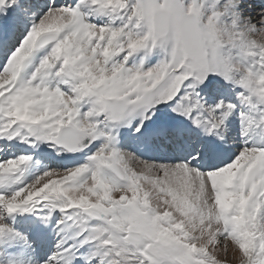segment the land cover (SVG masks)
<instances>
[{
    "label": "snow or ice",
    "instance_id": "1",
    "mask_svg": "<svg viewBox=\"0 0 264 264\" xmlns=\"http://www.w3.org/2000/svg\"><path fill=\"white\" fill-rule=\"evenodd\" d=\"M162 105L215 139L192 146L172 126L150 128ZM234 115L241 136L264 126V6L245 15L243 0H0V153L14 141L86 153L28 183L33 156L0 159V256L264 264V147L226 155ZM122 127L176 162L119 147ZM40 205L50 212L28 232L9 222ZM55 212L60 238L33 261L19 245Z\"/></svg>",
    "mask_w": 264,
    "mask_h": 264
},
{
    "label": "bare ground",
    "instance_id": "2",
    "mask_svg": "<svg viewBox=\"0 0 264 264\" xmlns=\"http://www.w3.org/2000/svg\"><path fill=\"white\" fill-rule=\"evenodd\" d=\"M261 6H264V0H243V10L246 13V15H255V12L258 11ZM170 114L173 115L171 117L172 123H175L176 126H179L178 119H177L178 116H176L171 111H170ZM234 123L235 122L232 119H230L229 122H228V125H229L230 128H228V129H233L234 128V125H233ZM259 129H261V126L260 127H257V130L258 131H259ZM190 131H191V129L188 128L187 133L190 132ZM182 135H184V134H182ZM190 137H192V134L190 135ZM214 139H215V137L213 138V140ZM141 140H142L143 143L145 142L144 139H141ZM23 145L26 146V147H23V148H25V150L28 149L29 147H31L29 144H23ZM45 145L46 144H41L39 147H43V149L45 150V153H43V154L45 155V158L46 159L49 158L50 160H53V159H55V160H68V162H70V158H68L70 155L64 154L62 156H57L55 154V151L49 145H46V146ZM31 149H36V148L31 147ZM160 153H161V150L158 149V154L161 155ZM84 154L85 153H77V154L71 155V160L72 161H74V160L76 161V160H78V158H80ZM226 154H227V152H226ZM154 156H157V155L154 154ZM38 158H39V162H35L34 163V161H36V160L33 159L34 161L32 160V162L30 163L29 167L27 168V171L25 172V174L23 175V177H21V180H22L23 183H28L30 180H32V178L34 176H36L40 172H43L44 169L46 170V165H45L44 161H42V158L43 157L42 156L41 157L38 156ZM3 159H5V158H3ZM49 212H50V209L49 208L45 207L44 205H40V206H38L37 213L31 214V215H28V216H25V217L15 216V217H12V218H14L15 221H17V219H18L19 222L21 221V223L23 224V223H25L27 221L28 218H29V220H34V219H36L37 214L40 215V216H44V215L49 214ZM52 215H54V218L56 219L58 213L55 212ZM47 229H49L48 232H50V233L47 236V240L46 239L43 240V242L46 245L48 244V242H50V239L53 238V236H54V238H57V239L60 238L57 235V232L54 233V235H51L52 234V230L54 231V228L52 227V224L51 223L48 225V228ZM55 231H57V230H55ZM19 247L21 248L22 252L24 254H26L29 258L31 256L34 257V256H36L38 254L37 251L33 247H31L28 243L21 244V245H19ZM4 251L8 254V249H4ZM44 251L47 252V256H48V255H50L54 251V247L53 248L50 247L48 249V251L46 249ZM11 258L12 257L9 256V259H11ZM39 259H46V257L40 255L39 256ZM33 261H36V260L33 259Z\"/></svg>",
    "mask_w": 264,
    "mask_h": 264
},
{
    "label": "rangeland",
    "instance_id": "3",
    "mask_svg": "<svg viewBox=\"0 0 264 264\" xmlns=\"http://www.w3.org/2000/svg\"><path fill=\"white\" fill-rule=\"evenodd\" d=\"M244 11V10H243ZM245 13V12H244ZM246 15V13H245ZM96 21L102 23V20L101 19H96ZM97 23V24H100V23ZM155 57V56H154ZM153 57V59H154ZM160 58H162V56H159ZM160 60V59H159ZM159 60L155 61V63H153V60L150 61V63L147 65V67H151L153 65H155ZM38 64V60L34 61L32 65H30L26 70H25V73H24V76L27 77V76H30V74L34 71L35 67L37 66ZM237 91H239V89H237ZM173 115L170 114V109L168 106H165V105H162L160 106V108L157 110V114L156 116L153 117V120H152V124L150 126H155V125H159V124H165V123H169V121L171 120V117ZM184 119V118H183ZM235 123L233 124L234 125V128L233 129H228V133H227V136L229 138V144L232 148H235V154L238 152V150L242 147V146H249V147H252V146H259L261 147L262 144H264V127H262L259 131H257V127L259 126L258 123H253V125L251 126L249 132L247 135L245 136H241V131H242V128H241V122L239 120V118L237 116H233L231 118ZM185 120V119H184ZM258 120V118H257ZM187 124H191L190 121L188 120H185ZM135 122V121H133ZM229 122V121H228ZM228 128L229 125H228ZM129 131L128 128H125V127H122L120 128V133H125ZM261 134V135H260ZM260 135V137H259ZM234 137V141L231 139ZM99 143V142H97ZM47 145V144H46ZM45 145V146H46ZM119 147L121 148H127L128 150H133L135 149L134 145L133 144H128V141L126 142H123L120 138V143L118 145ZM130 146H132L133 148H130ZM31 148V147H30ZM28 150V149H27ZM135 150L139 151V148L137 147ZM136 151V152H137ZM158 151V150H157ZM163 151H161L160 154H162ZM154 154L157 155V157L159 156L158 152L156 153H153L151 156L154 157ZM137 155H140L138 154L137 152ZM144 158H146L145 156L143 155H140ZM68 158H70V162L73 163L74 161L71 160V156H69ZM156 160H160L161 162H167V163H174L176 162V160H167L166 157L165 158H156L154 157ZM154 158H146V159H154ZM34 161V160H33ZM35 162H39V158H38V161H34ZM85 162V161H84ZM84 162H81V163H74L72 164L71 166H68V167H57V166H52V167H47L48 169H51V168H60V169H64V168H71V167H74V166H78V165H81L83 164ZM47 169V170H48ZM45 170V169H44ZM43 170V171H44ZM42 174V173H41ZM36 178V177H35ZM33 178V179H35ZM32 179V180H33ZM31 180V181H32ZM30 181V182H31ZM0 260H3L4 261V264H7V261L9 260V256L8 254L3 251V255L0 256Z\"/></svg>",
    "mask_w": 264,
    "mask_h": 264
}]
</instances>
